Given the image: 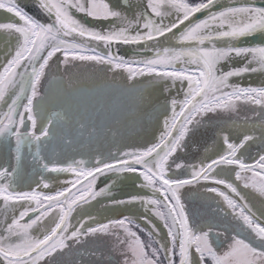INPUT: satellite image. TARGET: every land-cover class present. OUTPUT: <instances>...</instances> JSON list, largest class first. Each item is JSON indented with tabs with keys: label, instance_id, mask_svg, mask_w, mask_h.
<instances>
[{
	"label": "snow or ice",
	"instance_id": "obj_1",
	"mask_svg": "<svg viewBox=\"0 0 264 264\" xmlns=\"http://www.w3.org/2000/svg\"><path fill=\"white\" fill-rule=\"evenodd\" d=\"M35 7L47 22L29 13L18 0H0V9L13 15L12 21L0 22V34L8 42L15 40L14 54L0 70V105L6 108L0 111V147L7 148L15 160L14 167H0V201L13 213L0 234V264H52L57 252L71 247L69 241L82 245L88 237L114 238L123 264H264V223L253 219L255 213L238 187L221 178L225 168H230L244 188L264 197V154L247 163L241 152L249 141L264 140V86L243 83L254 73L264 74V39L248 43L264 37V6L254 2L224 6L219 0H146L135 5L129 0H36ZM91 22L109 23L100 28ZM161 38L175 45L165 47ZM120 45H135L138 55L149 50L153 55L126 58L119 52ZM57 53L63 57L59 63L65 68L75 62L91 63L113 73L111 83L91 88L80 87L71 78L61 81L65 103L75 110L80 136L86 131L89 137L95 135L92 116L121 106L129 94L133 95L137 114L147 113L154 101L142 87L138 88V78L151 77L149 83L163 84L166 92L184 87L187 91L182 99L172 98L165 105L171 115H165L156 142L124 151L112 160L96 157L91 165L84 159L61 165L42 155L55 137L57 120L45 118L38 130L37 112V102L45 98L41 82ZM117 74L128 82L123 88L115 83ZM242 105L259 107L260 137L252 134L255 124L248 129L245 118L242 139L233 142L224 133L221 138L226 151L217 158L191 165L172 160L178 150H187L190 136L206 118L219 113L238 114ZM55 117L67 120L61 113ZM62 138L72 145L71 128L64 130ZM27 156L48 172L74 173L76 183L86 181V187L82 184L83 190H78L79 195L72 194L71 199L66 194L71 188L55 195L17 191L14 181ZM181 168L188 172L186 178L172 174L173 169ZM124 174L142 177L137 186L151 189L152 196L130 194L118 198L115 190ZM101 176L107 178L105 186L96 190ZM196 185L220 198L215 207L209 205L211 216L231 215L240 231L233 229L229 235L226 226L221 230L220 224H202L190 217L182 190ZM101 196L111 197L114 205H140L152 212L166 229L165 240H155L156 246L145 244L132 230L140 225L130 217L95 226L87 220L72 224L74 206ZM17 206L22 209L18 215ZM45 220L49 226L44 225ZM144 220L151 226L148 237H158L157 225L147 216ZM33 230L41 234L34 235Z\"/></svg>",
	"mask_w": 264,
	"mask_h": 264
},
{
	"label": "rangeland",
	"instance_id": "obj_2",
	"mask_svg": "<svg viewBox=\"0 0 264 264\" xmlns=\"http://www.w3.org/2000/svg\"><path fill=\"white\" fill-rule=\"evenodd\" d=\"M115 2V0H113ZM146 0H129L130 4L135 5L136 3L143 4ZM191 2H196V0H191ZM13 20V15L8 13L5 9H0V22H9ZM168 22L167 20L165 21ZM15 40L11 42L6 41L5 35L0 34V70L6 62L11 59L14 54ZM63 57L60 53H57L53 60L50 61V67L47 72V76L41 82V92L44 94V99L37 102V112L39 115L38 120V130L40 125L44 122L45 118L56 119L58 127L53 128L55 137L51 140L48 147L42 152V155L47 157V160L66 165L72 163L73 160L84 159L89 161V165L96 157H100L106 160H112L116 156H119L122 152L125 151V116L127 114L126 106L132 101L133 95L129 94L126 96L121 104V106L115 108L114 110L105 111L99 115H93L92 121L95 123L97 132L95 135L89 137L87 131L84 136H80L77 132V125L75 124L74 117V108L70 110L69 105L65 103L64 95L62 93L63 85L61 81L66 82L69 78L72 79L73 83L84 88H91L97 85H102L105 83H111L113 73L107 71L105 67L100 65H93L91 63H80L75 62L74 65H69L65 68L64 65L60 64L59 61ZM141 81V84L138 85V88H143L144 91L148 92L151 96H154L153 107L145 113L149 116L150 120L153 122L154 119H160L165 115L170 116V108L165 109V105L172 99H182L184 92L187 91V88H173L170 92L164 91V85L161 83H149L151 77L145 76L138 78ZM116 85L123 88L128 82L121 77L116 75ZM245 85L252 86H264V74L254 73L243 80ZM22 103H26V100H22ZM76 102L74 101L73 104ZM90 103V102H89ZM255 107V112H254ZM0 111H6L2 105H0ZM18 111H22L18 109ZM90 111L92 109L90 108ZM126 111V112H125ZM137 110L134 106V103L130 105L129 114ZM259 112L258 106L251 105H242L238 114H229V113H219L216 115H211L210 118H206L205 122L201 125L198 131L190 136L187 142V150L190 148L193 150L191 154L187 155L186 151L181 152L180 150L172 157V160L175 163H182L184 165L199 164L201 161L207 163L211 159L217 158L219 154H222L226 151V145L223 144L222 135L227 133L230 139L233 142H238L242 139V135L246 129L242 128V125L247 118L248 129L253 127L255 124V131L252 133L257 137H260V124L261 121L256 115ZM56 113H61L67 117L66 121H62L59 118L55 117ZM134 115V114H133ZM130 115V116H133ZM138 116H142L138 114ZM160 116V117H159ZM67 121H70L67 122ZM71 128L73 143L72 145H67L63 142L64 130ZM91 128V123L89 130ZM158 137L146 136V142L151 143L156 140ZM127 139V138H126ZM141 138H136L139 140ZM128 148V147H127ZM127 150V149H126ZM243 153L242 158L245 162H252L258 159L259 155L264 154V140L256 139L254 141H249L245 145L244 149H241ZM190 155V156H189ZM193 157L192 162L189 160V157ZM171 163V161H170ZM15 166V160L9 154L7 148L0 147V167ZM219 172L220 170L217 169ZM174 175H181L182 177H187L188 172L185 168L179 170L173 169ZM251 175V174H248ZM132 176V179L129 180L128 177ZM41 177L44 179L42 180ZM221 178L227 179L229 182L234 183L238 190L241 191L242 195L245 197V200L248 202L249 207L252 209V212L255 213L253 219L257 223H264V197H261L254 190L243 187L242 181H237L235 179V174L230 168H225V171L221 173ZM106 177H101L96 184V190L105 186ZM77 177L74 173L65 172V173H52L43 169L41 164L34 163L31 159V156L23 161L19 173L14 181V187L17 191L21 192H42L45 195H55L59 191H64L72 183L76 182ZM123 181L121 184L117 185L115 194L118 198H126L130 194H140L144 196H152V190L148 188H140L137 185L141 182V179H137L135 174H124L121 177ZM48 183L49 187L44 188L43 184ZM86 187V183L84 184ZM222 190L227 191L224 186H219ZM78 190H83L82 186L77 189L72 194L79 195ZM190 190H198L199 198H207L210 196L207 192L204 191L201 185H196L195 187H185L182 190L184 193V200L186 203L185 193ZM70 195V199L72 197ZM215 196V195H214ZM233 198H236L233 195ZM238 199V198H237ZM112 198L108 196L97 197L95 200H91L90 203H81L79 206L75 207V211L72 213L71 222L72 224H78L87 220L88 224L95 226L97 223H108L112 220L122 219L124 217H130L135 220L136 223L140 225V228L134 227L135 230L140 236V238L149 244V240H154L155 235L150 239L147 235L148 231H151V226L146 223L144 217H149L154 224H158L159 219L156 222L157 217L152 212L146 211L143 206L140 205H114L111 202ZM214 205H216V199L213 200ZM23 203V202H22ZM215 207V206H213ZM226 208V206H225ZM19 210H22L17 206L16 215H18ZM164 210V209H163ZM58 211V209H57ZM226 211L227 208H226ZM56 213L53 212L52 215ZM13 213L9 210L4 209L3 201H0V234H3L4 224L10 222V217ZM92 217V219H88ZM231 217L228 215V218ZM27 220V218H26ZM45 226H49V221H44ZM159 228V234L161 235V240H165V230L163 225ZM137 229V230H136ZM145 230L143 235L140 230ZM45 230L44 227L41 228V232ZM34 231V235H40L41 232ZM159 238V236H158ZM97 243L98 247L101 250H112L116 249L115 239L112 237H88L86 242L81 246L85 250L93 249ZM73 248V246H71ZM223 250V249H221ZM104 252V251H103ZM120 253V252H119ZM108 253L103 254L104 260L94 261L96 264L103 263L107 264ZM121 256V254H118ZM117 253L116 256L118 257ZM195 257V254H193ZM101 256V255H100ZM94 258L99 257L98 254L93 256ZM2 261V258H0ZM94 262L92 264H94ZM54 263V259L52 261Z\"/></svg>",
	"mask_w": 264,
	"mask_h": 264
},
{
	"label": "flooded vegetation",
	"instance_id": "obj_3",
	"mask_svg": "<svg viewBox=\"0 0 264 264\" xmlns=\"http://www.w3.org/2000/svg\"><path fill=\"white\" fill-rule=\"evenodd\" d=\"M107 23L108 22H104L102 24H107ZM151 97L153 99L155 98L154 96H151ZM131 104H133V98H132V101L129 103V105L126 106V109H125L127 111V114L125 116V148L127 150L125 149V151L143 148L144 146L150 144L145 141L147 135L149 137H152V136L159 137L160 133L163 131L164 117L159 116L160 119H154L155 121L152 122L149 116H147L145 113H141L140 115L142 116H138V114H135V112H133L132 114H129L128 112L130 110ZM130 115H133V116H130ZM136 138H141V139L136 140ZM156 140L152 141L151 143L156 142ZM186 152L188 155V154H191L193 150L189 148L188 150H186ZM189 160L192 162L193 157L192 156L189 157ZM252 162H247V163H252ZM139 179H141L142 181V177ZM211 186H217V185L212 184ZM207 194H209L210 196H207V198L203 197L200 199L198 190H190L185 193L186 203H185L184 198H182V200L186 205V210L189 212L190 217L198 218L201 223L203 221L208 220L209 223L220 224L221 230L223 229V227L226 226L228 228L229 235L232 234L233 229H235L236 231H240L238 221L234 220L231 215H230L231 217L228 218L229 220L225 218L227 216H223V215H220L215 218L211 216L209 212V205L216 206L214 205L215 201L213 200L216 199L217 201H219L220 198L215 197L214 196L215 194H212V193H207ZM182 197H184V193L182 194ZM213 197H215V199H213ZM161 210H163V206H161ZM157 220L158 218L156 219V222ZM161 225H163V223L159 220L157 226L160 227ZM133 230H135L134 227H133ZM139 230L141 234L143 235L145 230H142V229H139ZM164 230L166 233L165 228ZM160 234H159V238L155 236L154 240L153 239L149 240L150 241L149 244L156 246L154 241L161 238ZM243 235L247 236L248 233L244 232ZM221 239H223V237H221ZM68 243L71 246H73V248L70 247L69 249H65L63 253L57 252L54 258L55 264H92L95 260L97 262V260L105 259V258L101 259V256H100L101 253L109 254L107 257V260L111 261V264H123V257L118 255L120 253L116 249L101 250L96 243V245L93 246V249L85 250L81 245L72 244L71 241H69ZM93 253H95V255L98 254L99 257L94 258ZM116 253L118 257L116 256ZM177 261H178V257H177ZM41 264H43V262H41ZM94 264L96 263L94 262ZM99 264H103V263H99Z\"/></svg>",
	"mask_w": 264,
	"mask_h": 264
},
{
	"label": "water",
	"instance_id": "obj_4",
	"mask_svg": "<svg viewBox=\"0 0 264 264\" xmlns=\"http://www.w3.org/2000/svg\"><path fill=\"white\" fill-rule=\"evenodd\" d=\"M18 2L21 4L22 7H25V9L29 13L36 15L37 18H39L41 21L47 22V18L44 15L40 14L38 12L37 8L35 7L36 0H18ZM219 2L221 5H224V6H237V5L242 4V3H253V2L257 6H264V3H262V0H219ZM197 15L200 17H203L204 14L199 13ZM78 18H82V16L80 14H78ZM91 23L96 27L103 28V27H106L109 22L107 24H102L104 22H91ZM181 27H183V25ZM262 39H264V37L258 36V37L253 38L252 40H249L248 43H253V42L260 43ZM160 42L165 47H171V46L175 45L174 41L170 44L169 42L165 41L164 38H161ZM149 43L151 44L154 42H149ZM137 51H138V49H137V46H135V45H120L119 46L120 54L124 55L126 58H132L133 56H135L137 59H141V58H145V57H149V56L153 55V52L151 50L146 51V52H142L139 55L137 54ZM30 70L31 69L29 68V71ZM101 177H103V176H101ZM97 182H96V184H97ZM85 183H87V182L82 180V184L84 185ZM82 184L76 183V182L72 183L70 186H68L66 188V189L71 188V193H66V194L70 197V195L73 192H75L77 189H79L82 186ZM96 184L94 187H96ZM73 185H75V186H73ZM61 199H63V198H61ZM74 207H76V206H74ZM202 223L207 224V223H209V221L206 220V221H203Z\"/></svg>",
	"mask_w": 264,
	"mask_h": 264
}]
</instances>
